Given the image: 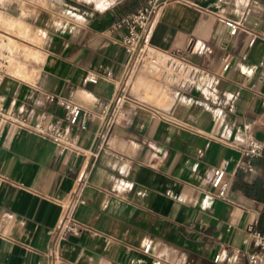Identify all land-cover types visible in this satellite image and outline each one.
I'll return each mask as SVG.
<instances>
[{
  "label": "crops",
  "instance_id": "0c3cea01",
  "mask_svg": "<svg viewBox=\"0 0 264 264\" xmlns=\"http://www.w3.org/2000/svg\"><path fill=\"white\" fill-rule=\"evenodd\" d=\"M146 2L0 0L3 14L29 22L42 41L40 60L8 69L0 103L30 121L61 116L57 97L94 113L86 129L72 127L82 153L61 154L48 137L4 127L0 264H237L234 250L252 248L255 231L264 232V200L239 188L264 181V157L242 153L264 138V0L161 7L148 41L201 67L187 92L122 45L116 22ZM227 20L241 25L235 34ZM120 95L129 117L113 122ZM218 166L230 182L224 195L211 183ZM81 181L71 214L85 228L63 235Z\"/></svg>",
  "mask_w": 264,
  "mask_h": 264
},
{
  "label": "built area",
  "instance_id": "2783aa9c",
  "mask_svg": "<svg viewBox=\"0 0 264 264\" xmlns=\"http://www.w3.org/2000/svg\"><path fill=\"white\" fill-rule=\"evenodd\" d=\"M169 0H147V2L135 11L123 15L115 24L116 28H123L124 32L121 36L122 45L127 54L139 62L142 66H148L151 70L158 72L162 81L171 85L178 91H191L197 82L201 67L190 62L179 50L158 53L148 41L152 32L156 17L161 7ZM229 26L230 34H235L241 25L231 20L226 21ZM254 42V38L251 43ZM230 66L228 58L225 59L224 69ZM8 74L7 60L0 55V88ZM107 76H112V72H108ZM98 74L89 76L92 82L98 81ZM54 99V95H49ZM123 95L117 100V107L113 122L118 119H126L129 112L124 108ZM57 102L63 108V114L57 117H51L47 113H42L34 121H30L23 113L14 111L0 103V140L3 135L4 127L8 123H14L20 128H26L32 133L40 134L55 141L59 145V151L64 154L68 151L76 153L84 152V149L78 142V137L73 133L72 127L77 126L84 130L87 128V122L94 113L88 109H84L78 102L66 98L57 97ZM242 153L246 158L264 157V138L251 139L242 149ZM244 170L249 171L252 168L243 166ZM5 177L0 172V181ZM211 183L218 188L221 195H224L230 185L227 173L224 167L218 166L213 170ZM83 182L81 181L76 189L72 192L66 216L61 226L63 235L68 233L81 232L85 226L74 219L72 210L76 204L82 201ZM150 245H147L148 251ZM223 253H218L215 260L218 261L223 257ZM234 262L237 264H264V232L255 231V240L252 248L240 249L236 248L233 252ZM238 258H242L239 261Z\"/></svg>",
  "mask_w": 264,
  "mask_h": 264
},
{
  "label": "rangeland",
  "instance_id": "374dc122",
  "mask_svg": "<svg viewBox=\"0 0 264 264\" xmlns=\"http://www.w3.org/2000/svg\"><path fill=\"white\" fill-rule=\"evenodd\" d=\"M37 31L29 22L6 16L0 11V55L7 60L8 69L40 60L35 56L37 45H42Z\"/></svg>",
  "mask_w": 264,
  "mask_h": 264
},
{
  "label": "trees",
  "instance_id": "16d2710c",
  "mask_svg": "<svg viewBox=\"0 0 264 264\" xmlns=\"http://www.w3.org/2000/svg\"><path fill=\"white\" fill-rule=\"evenodd\" d=\"M239 188L246 192L248 195L264 200V181L260 179L255 183L241 180V182L239 183Z\"/></svg>",
  "mask_w": 264,
  "mask_h": 264
}]
</instances>
